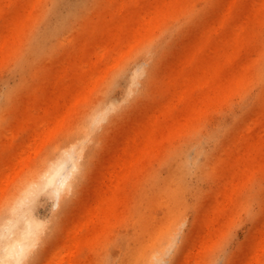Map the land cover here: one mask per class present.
Here are the masks:
<instances>
[{
  "label": "rangeland",
  "instance_id": "374dc122",
  "mask_svg": "<svg viewBox=\"0 0 264 264\" xmlns=\"http://www.w3.org/2000/svg\"><path fill=\"white\" fill-rule=\"evenodd\" d=\"M185 2L0 0V212L74 148L104 96L114 102L77 159L76 192L62 205L46 187L12 218L30 211L43 228L21 264H52L73 230L82 244L61 264H125L153 245L166 248L156 264H264V0H192L179 13ZM170 175L180 187L165 195ZM102 202L112 207L94 214Z\"/></svg>",
  "mask_w": 264,
  "mask_h": 264
},
{
  "label": "bare ground",
  "instance_id": "6f19581e",
  "mask_svg": "<svg viewBox=\"0 0 264 264\" xmlns=\"http://www.w3.org/2000/svg\"><path fill=\"white\" fill-rule=\"evenodd\" d=\"M176 0H173V2ZM186 1L183 4V9H179V13H193L192 10V0H182V2ZM177 12V15L179 14ZM248 34L250 35L254 30V26L248 25L246 27ZM248 37V34L245 33ZM151 50V49H149ZM148 49L146 51H149ZM154 52V50H151ZM152 57V56H151ZM258 77L264 78V62L260 63L259 71H257ZM91 81L95 80L94 75L90 76ZM242 83L239 84L238 89H241ZM104 105L102 110L95 108H91L90 112L87 114L91 116L85 117V119L80 124L79 130L75 133V137L73 139V149L68 151L65 155L61 154V150L58 149L54 152V157L47 161L45 164L44 171L39 174H35L26 185L23 186L20 192H16L12 195L5 204L4 208L0 212V264H21L26 259L28 260L31 252L37 246L39 241L42 239V227L41 222L34 216L33 212L28 211V217L25 219V222L20 225L19 220L12 221L15 214L18 213L22 209L23 206L26 205L27 201L31 200L34 197V194L39 193L44 190L46 187H52L53 190L61 199L62 205H64L69 197L70 193L76 192V188L79 185V180L81 175H79L80 170V162H78V158H80L85 150L91 149L93 147V142L97 140L99 124L101 120H103L107 116V111L109 108L114 106V102L110 100L108 96H104ZM46 124V123H45ZM219 125H214L206 134H201L197 138V142L200 144L204 142L206 139L213 138L215 139L218 134ZM251 128V127H249ZM241 140H244L248 143L251 142V136L249 133H245L241 136ZM252 145V144H250ZM75 153V154H74ZM65 155L66 158L63 156ZM66 159L73 160V164L67 168ZM191 159L188 155L185 154L182 160V171L183 174H190L191 169ZM113 172V170L111 171ZM112 175V174H110ZM149 176V177H148ZM148 183H145L143 187H147V191H153L154 184L156 185V178L154 175H148ZM232 177L229 178V182L231 183ZM180 177L179 175L174 176L170 175L167 178V182L165 185L160 187V190L163 191V194H170V192H176V189L171 184L172 181L178 183L180 187ZM228 180V179H227ZM170 185V186H168ZM168 186V187H167ZM173 186V187H172ZM25 192V193H24ZM24 193V194H23ZM144 193V192H142ZM178 196V194L176 193ZM176 201H174L175 203ZM167 204V202H166ZM100 206L95 207L96 211L104 208L106 212L108 207L111 208L112 204L110 202H102L98 204ZM93 212V211H92ZM93 213L91 214L94 215ZM90 220L93 221L94 218L90 217ZM82 238L79 236L77 230L71 231L66 237L65 241L62 243V249L59 251L58 258L52 264H61L60 256L62 254H67L68 256L73 257L75 254L74 248L75 245L82 244ZM151 247V246H150ZM149 248H143L136 246L132 247V255L130 256L132 259L129 262H125V264H156L165 253L166 248L161 247L156 250V246L153 245V248L150 250ZM150 250V251H149ZM189 260H191V256H187ZM128 260V259H126ZM197 263L200 262V257L196 259Z\"/></svg>",
  "mask_w": 264,
  "mask_h": 264
}]
</instances>
